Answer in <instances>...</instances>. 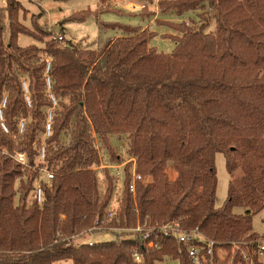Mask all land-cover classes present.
I'll return each mask as SVG.
<instances>
[{"label": "trees", "instance_id": "16d2710c", "mask_svg": "<svg viewBox=\"0 0 264 264\" xmlns=\"http://www.w3.org/2000/svg\"><path fill=\"white\" fill-rule=\"evenodd\" d=\"M21 8L15 0L0 6V264H137L135 252L141 264L165 258L190 264L173 239H160L158 250L123 233L74 242L110 209L113 178L107 173L100 193L97 146L117 163L114 135L126 136V154L142 181L132 196L128 165L118 218L103 230L178 221L222 246L257 239L252 220L264 210V0H159L163 13L200 11L199 27L169 24L179 33L171 54L149 46L154 33L147 28L118 24L101 25V32L122 34L97 50L44 41L50 33L34 20V31L25 27ZM210 19L216 28L206 33ZM21 34L43 47L17 46ZM15 153L25 154L27 164ZM218 153L229 175L220 207ZM42 167L53 179L36 203L31 195Z\"/></svg>", "mask_w": 264, "mask_h": 264}, {"label": "rangeland", "instance_id": "374dc122", "mask_svg": "<svg viewBox=\"0 0 264 264\" xmlns=\"http://www.w3.org/2000/svg\"><path fill=\"white\" fill-rule=\"evenodd\" d=\"M7 0H0V6L4 7ZM21 5L19 11L20 22L34 31L33 20L42 31L50 33L44 41L49 40L53 34H62L65 43H72L82 49L97 50L109 39L121 35L119 30L107 29L101 32V25L118 24L132 28L145 29L154 33V36L149 41V46L160 53L171 54L174 49L172 37L179 36L169 24L187 23L189 26L199 27L201 21L198 18L200 11H190L182 16H178L174 12H160L157 8L159 0H15ZM130 4L136 6H144L143 10L131 11ZM125 6V7H124ZM91 11V14L82 22L67 21L68 18L75 14L84 11ZM215 22L210 19L208 26L204 32L210 33L215 31ZM17 46L26 48L29 46L43 47V43L37 41L29 35L21 34L17 37ZM110 145L114 149V155L117 157V163L109 164V157L105 156L99 148L101 165L108 167L107 170L99 168L97 177L99 182L100 193H103L106 188V177L109 174L113 178V196L110 207L117 205L121 196L122 181L124 170L128 171V165L132 170L131 160L126 154L127 138L126 136H111ZM215 169L217 177L216 190V207L222 206L227 196V188L229 175L225 168V158L222 153L215 155ZM115 166H120L116 169ZM128 171V172H129ZM118 172V173H117ZM108 173V174H107ZM170 179L173 180L174 173L168 170ZM18 195L15 197L17 203ZM236 214H241L243 211L240 208L234 210ZM252 232L257 235V238H264V210L253 217ZM101 231L83 232L80 236L74 238L75 243L96 242L101 241ZM122 234L120 231H113L112 238ZM123 235V234H122ZM230 249V248H229ZM231 250L227 251L228 253ZM61 264H72L70 261ZM158 264H179L177 260L165 258Z\"/></svg>", "mask_w": 264, "mask_h": 264}, {"label": "built area", "instance_id": "2783aa9c", "mask_svg": "<svg viewBox=\"0 0 264 264\" xmlns=\"http://www.w3.org/2000/svg\"><path fill=\"white\" fill-rule=\"evenodd\" d=\"M145 7L130 4L131 11L143 10ZM62 46H67L62 34H53L50 37ZM49 84V82H47ZM50 99L55 104L52 97ZM50 115L47 118L46 130L44 137L49 136ZM22 131V125L19 127V132ZM45 155L44 147L39 150V159L43 160ZM14 159L21 165H26V156L23 153H15ZM120 169V166H115ZM104 168V166H100ZM118 173V172H117ZM53 179V173L45 167L40 168L38 179L33 187L31 200L36 203L43 201V185L49 183ZM142 181L140 175L134 171V165L131 170V181L129 183V191L134 196L136 182ZM118 218L117 205L110 207L103 215L102 220L92 230L101 231V241L112 240L113 231L123 233V238L137 239L144 243L150 249H159V240L162 238L173 239L185 247V254L188 257L190 264H264V238H257L253 241L234 242L229 246H222L217 242L205 237L198 229L185 230L181 228L178 221H171L163 225H152L148 222L138 224L134 228L114 229L105 231L101 227L105 223H111ZM91 231V230H90ZM87 233V232H86ZM89 244L92 241L87 242ZM230 248V249H229ZM231 250L229 253L227 251ZM134 261L141 264L142 259L138 252L134 253ZM179 263V262H178ZM180 264V263H179Z\"/></svg>", "mask_w": 264, "mask_h": 264}, {"label": "crops", "instance_id": "0c3cea01", "mask_svg": "<svg viewBox=\"0 0 264 264\" xmlns=\"http://www.w3.org/2000/svg\"><path fill=\"white\" fill-rule=\"evenodd\" d=\"M124 7H125V6H124ZM117 36H118V35H117ZM117 36H116V37H117Z\"/></svg>", "mask_w": 264, "mask_h": 264}]
</instances>
